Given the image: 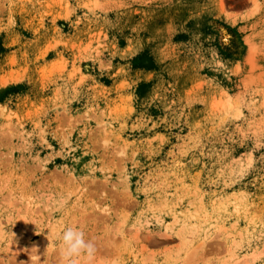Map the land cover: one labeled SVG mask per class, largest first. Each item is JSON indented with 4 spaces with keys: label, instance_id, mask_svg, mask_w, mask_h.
I'll return each instance as SVG.
<instances>
[{
    "label": "rangeland",
    "instance_id": "obj_1",
    "mask_svg": "<svg viewBox=\"0 0 264 264\" xmlns=\"http://www.w3.org/2000/svg\"><path fill=\"white\" fill-rule=\"evenodd\" d=\"M68 227L264 264V0H0V264H68Z\"/></svg>",
    "mask_w": 264,
    "mask_h": 264
},
{
    "label": "clouds",
    "instance_id": "obj_2",
    "mask_svg": "<svg viewBox=\"0 0 264 264\" xmlns=\"http://www.w3.org/2000/svg\"><path fill=\"white\" fill-rule=\"evenodd\" d=\"M63 255L68 264H76L78 258L84 256L91 264L95 245L91 240L86 239L85 233L75 227H68L62 234ZM40 257L32 256V264H36Z\"/></svg>",
    "mask_w": 264,
    "mask_h": 264
}]
</instances>
